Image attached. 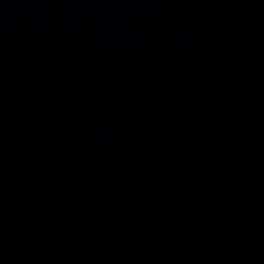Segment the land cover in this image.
I'll return each mask as SVG.
<instances>
[{
    "label": "water",
    "instance_id": "1",
    "mask_svg": "<svg viewBox=\"0 0 264 264\" xmlns=\"http://www.w3.org/2000/svg\"><path fill=\"white\" fill-rule=\"evenodd\" d=\"M0 264H264V0H0Z\"/></svg>",
    "mask_w": 264,
    "mask_h": 264
}]
</instances>
